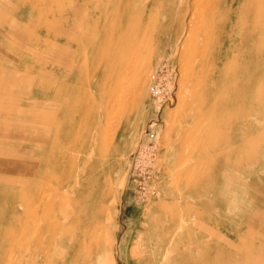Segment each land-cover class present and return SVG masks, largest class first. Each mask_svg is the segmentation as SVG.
<instances>
[{
  "label": "rangeland",
  "instance_id": "374dc122",
  "mask_svg": "<svg viewBox=\"0 0 264 264\" xmlns=\"http://www.w3.org/2000/svg\"><path fill=\"white\" fill-rule=\"evenodd\" d=\"M105 21L143 28L138 96L103 86ZM28 221L49 260L85 222L134 264L175 223L183 264H264V0H0V264H39Z\"/></svg>",
  "mask_w": 264,
  "mask_h": 264
},
{
  "label": "bare ground",
  "instance_id": "6f19581e",
  "mask_svg": "<svg viewBox=\"0 0 264 264\" xmlns=\"http://www.w3.org/2000/svg\"><path fill=\"white\" fill-rule=\"evenodd\" d=\"M110 2H111V0H110ZM249 4L250 3H247V5H246L247 11L249 10V7H250ZM233 5H234V3H233ZM233 5H231L230 9L232 10V13L234 14V18L232 17L233 23H234L235 22V15H236V13H235L236 8H234ZM56 9H58V8H56ZM243 9H244V3L238 4L237 11L238 10L243 11ZM256 17L257 18L259 17L257 15V13H256ZM98 26H99V24H98ZM126 27H129V26L126 25ZM257 27L260 28L259 33H258L259 37H260L259 43H260V45H262V41H263V34L262 33L263 32L261 31L260 26H257ZM123 29L124 28L122 26L117 27V29L116 28L107 29L106 21H105V24L102 23V25H101L99 35H102L103 37H105L104 42H103L104 51L102 53V56L106 57L110 53L114 52V58H112V60H110L109 63L105 66V73H106L105 75L106 76H105V79L103 81V86H105V88L111 87L115 83L120 82V80L122 78H127V80L131 81V83L133 84V88H134V90L138 96L140 94V92H143V90L145 88V80H146V77L148 76V73H149V68L142 66L138 62L134 61L135 56H136L135 49H136L137 44H139V42L141 41V32L143 31V28H141V26H138L137 28H132V27L126 28V29H128V30H126L127 36L122 35ZM148 30H149V28H147L144 31L143 35ZM181 30H182L181 28L178 30L177 37H179ZM260 35H262V36H260ZM152 37L153 36L151 35V38ZM203 42L205 44L206 39H204ZM235 56H236V47L233 48L232 58ZM195 58H197V52L193 51V52H189L188 54H186L185 63L187 64V67L190 66V68H191V64L195 60ZM240 75L242 76L243 74L241 73ZM157 77L158 76H154V79ZM52 84H54V81L52 82ZM155 87L156 86L154 84L152 87V92L159 93L160 91L158 89H156ZM122 90L123 89H120L119 93H127V91H122ZM209 90H210V87H208V91ZM106 93H107V91L104 92V94H106ZM46 193L43 192L44 195H46ZM43 198H44V196H43ZM26 202H28V200ZM43 202H45V201H43ZM33 204H32V206H33ZM35 206H37V205H35ZM35 206H33V207H35ZM178 206L181 207V205H179V204H178ZM34 209H33V211H34ZM100 211H102V210H100ZM35 212H36V210H35ZM73 212H75V211H73ZM78 215L75 216V219H74V222L72 223V225H76L79 221L81 224V219L79 218ZM70 217H71V215H70ZM69 220H70V218L68 219V221ZM106 222H107V220H106ZM26 223H27V227L24 230L23 236H24V239L26 238L28 241L27 246H28L29 250H34V256H36V258H40V259H38L39 264H50V263L51 264H118L117 260H116V256H115V250H116L115 241H112V240L109 241L108 240V242H105L107 239H105L103 241L102 239L99 238V236H98L99 234L96 235V233H94L95 229H94L93 233H90V231L88 229V225L85 222H83V223L85 224V227L87 229L85 231H83L82 234L78 235L77 238H76V236L73 238L71 237V239H69L70 237H68V238L65 237V238L70 240V241L68 240V244H69L68 253L66 252L67 256L64 254L66 257L64 256V258H61V260H57V261L56 260H49L48 254L44 252V250L46 248H49L52 245L58 244L59 240L56 239L57 236L55 237L56 233L55 232L52 233L51 232L52 229L49 226L48 231L45 235L42 236V234H41L40 237L34 238V236L33 237L29 236L30 235L29 231L31 228V222L28 221ZM70 227H71V225H70ZM100 227L102 228V226H100ZM100 227H99V229L96 228V230H100ZM22 230H23V228H22ZM166 231H167V234H166ZM96 232L99 233V231H96ZM76 233H77V230H76ZM154 233H156V232H154ZM164 233L166 235L164 234L163 237L161 238V240H159L158 242H152L153 240L151 241V244L149 246V248H150L149 253H145L141 257H137L139 249H137V247L132 248L131 256H132V260H134V264H173V263L174 264H183V232H179V228L176 226V224L172 223V224H168L165 227ZM62 234H64V232ZM62 234L61 235L59 234L58 238H60V236H63ZM110 235H112V233ZM73 236H74V234H73ZM18 264H37V262H35L31 258H23L20 261H18Z\"/></svg>",
  "mask_w": 264,
  "mask_h": 264
}]
</instances>
